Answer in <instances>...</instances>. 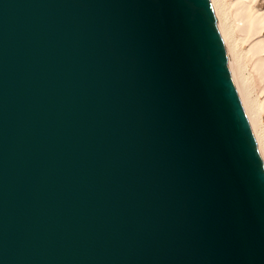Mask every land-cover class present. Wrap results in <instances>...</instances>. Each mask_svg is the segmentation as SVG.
Masks as SVG:
<instances>
[{
  "label": "water",
  "instance_id": "1",
  "mask_svg": "<svg viewBox=\"0 0 264 264\" xmlns=\"http://www.w3.org/2000/svg\"><path fill=\"white\" fill-rule=\"evenodd\" d=\"M0 264H264L209 0H0Z\"/></svg>",
  "mask_w": 264,
  "mask_h": 264
},
{
  "label": "bare ground",
  "instance_id": "2",
  "mask_svg": "<svg viewBox=\"0 0 264 264\" xmlns=\"http://www.w3.org/2000/svg\"><path fill=\"white\" fill-rule=\"evenodd\" d=\"M264 165V0H209Z\"/></svg>",
  "mask_w": 264,
  "mask_h": 264
},
{
  "label": "rangeland",
  "instance_id": "3",
  "mask_svg": "<svg viewBox=\"0 0 264 264\" xmlns=\"http://www.w3.org/2000/svg\"><path fill=\"white\" fill-rule=\"evenodd\" d=\"M263 121H264V113H263ZM258 150V149H257Z\"/></svg>",
  "mask_w": 264,
  "mask_h": 264
}]
</instances>
